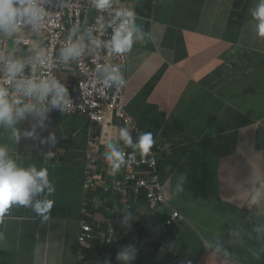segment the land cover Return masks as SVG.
<instances>
[{
    "label": "crops",
    "instance_id": "obj_1",
    "mask_svg": "<svg viewBox=\"0 0 264 264\" xmlns=\"http://www.w3.org/2000/svg\"><path fill=\"white\" fill-rule=\"evenodd\" d=\"M122 1L144 32L124 65L125 108L153 135L166 202L148 211L139 198L129 212L135 230L107 258L88 247L80 258L88 122L82 113L57 110L42 123L29 116L16 125L18 142L0 127V144L18 166L47 168L55 191L36 199L54 204L47 220L32 206L6 211L0 264H264V201L249 202L251 190L264 184V38L249 14L257 0ZM93 16L92 8L84 13L82 31ZM1 35L8 40L4 55L14 57L32 55L31 43L42 41L28 31ZM25 36L30 44L17 47ZM60 76L73 79L71 67ZM94 195L92 208L100 212L115 205L114 196ZM173 211L182 218L166 224ZM217 243L227 254L215 251ZM129 246L134 258L118 260Z\"/></svg>",
    "mask_w": 264,
    "mask_h": 264
},
{
    "label": "clouds",
    "instance_id": "obj_2",
    "mask_svg": "<svg viewBox=\"0 0 264 264\" xmlns=\"http://www.w3.org/2000/svg\"><path fill=\"white\" fill-rule=\"evenodd\" d=\"M91 3L98 12L106 13L107 19L103 15L97 18L99 35H94L92 28L82 31L79 23L72 26L67 40L58 51L57 59L64 65L79 60L90 49L104 48L110 55L121 56L130 52L133 44L144 37L142 27L136 24L137 14L132 8L115 7V0H91ZM249 14L256 21V35L264 38V0H257L255 7L249 9ZM47 17L48 12L42 6L41 0H0V34L8 37L17 36L27 28L39 34ZM108 29H111L110 36L102 40L100 36ZM24 43L30 42L25 40ZM31 52L32 55L28 57H14L11 53L0 54V127L11 129L12 139L16 142L20 138L16 128L18 122L32 116L38 117L42 123L48 113L53 110L63 112L69 104L65 84L50 73L37 75L38 69L55 66L52 52L42 46V41L31 43ZM26 68L29 70L28 75H25ZM95 72L99 74L100 82L106 88H119L125 83L118 65L97 64ZM24 135L30 136L32 133L26 132ZM119 137L141 154L148 153L154 143L151 132L141 134L136 143H133L128 130L121 128ZM106 148L104 159L112 172H116L124 163L125 153L113 143H108ZM45 190L47 195L55 191L47 168L18 166L10 157L7 146L0 144V220L14 204L32 206L38 215L47 220L54 201L47 198L36 199ZM261 201H264V184L254 187L250 193L251 204H259ZM130 218L125 217V220ZM206 247L211 248L212 245L207 244ZM215 251L227 254L218 243ZM134 256L135 249L129 246L118 253L117 259L129 261ZM105 264L108 262L105 261ZM187 264H191V261Z\"/></svg>",
    "mask_w": 264,
    "mask_h": 264
},
{
    "label": "built area",
    "instance_id": "obj_3",
    "mask_svg": "<svg viewBox=\"0 0 264 264\" xmlns=\"http://www.w3.org/2000/svg\"><path fill=\"white\" fill-rule=\"evenodd\" d=\"M42 6L48 12L44 27L39 34L33 33L30 28L23 29L35 35H40L42 46L50 50L55 60V66L50 69H38L37 75L50 73L68 90L69 104L64 113H82L89 125L87 145L84 158V198L78 219L79 257L82 258V248L101 249L104 245H115L126 239L136 227L130 216V210L139 198L145 199L148 211H152L166 202L162 191V183L158 175V163L153 146L146 154L128 148L118 136L119 127L126 128L135 143L143 134L134 118L126 112L125 87L126 76L124 65L130 58L131 51L121 56L110 55L106 49L89 50L77 61L64 65L57 59L59 48L67 40L69 30L76 23L82 28V17L89 9H93V20L84 29H94V35L100 30L96 25L99 16L106 13L98 12L91 0H41ZM115 7L131 8L122 0H115ZM82 30V29H81ZM111 33L108 29L100 38L106 40ZM29 37L17 39V47L28 46L24 41ZM8 47V40L0 34V54L4 55ZM111 63L118 65L124 78V85L119 88H106L100 82L101 77L95 72L97 64ZM64 66L71 67L73 79L63 80L60 71ZM29 70L25 69V75ZM2 75V73H0ZM60 111V110H57ZM62 112V111H60ZM113 143L117 149L125 153L124 163L118 171L112 172L104 159L106 145ZM50 156H55L52 152ZM111 171L105 178L101 172ZM100 191L105 195L115 197V205L104 204V211L92 208L94 193ZM91 194V195H90ZM131 217L125 220V217ZM178 211H173L166 220L171 224L175 219H181ZM110 252V251H109Z\"/></svg>",
    "mask_w": 264,
    "mask_h": 264
},
{
    "label": "trees",
    "instance_id": "obj_4",
    "mask_svg": "<svg viewBox=\"0 0 264 264\" xmlns=\"http://www.w3.org/2000/svg\"><path fill=\"white\" fill-rule=\"evenodd\" d=\"M105 176H106L105 172L102 171V172H101V177H102V178H105ZM112 246H114V245H104V246L100 249V256H101V258L105 259V258L108 257V255H109V250H110L111 248H113Z\"/></svg>",
    "mask_w": 264,
    "mask_h": 264
}]
</instances>
